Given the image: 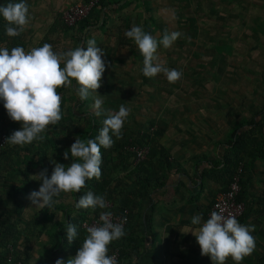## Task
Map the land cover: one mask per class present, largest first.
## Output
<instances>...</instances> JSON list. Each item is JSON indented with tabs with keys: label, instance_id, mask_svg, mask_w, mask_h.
I'll list each match as a JSON object with an SVG mask.
<instances>
[{
	"label": "crops",
	"instance_id": "obj_1",
	"mask_svg": "<svg viewBox=\"0 0 264 264\" xmlns=\"http://www.w3.org/2000/svg\"><path fill=\"white\" fill-rule=\"evenodd\" d=\"M83 1L25 0L29 6V24L19 36L1 35L5 40L0 41V48L6 47L11 51L14 47H22L28 52L47 43L54 47L55 52L69 51L73 45L71 36L74 29L66 31L63 20L62 23L60 20L64 10ZM9 2L18 3L20 0H0V6ZM149 2L145 0V3ZM129 5L120 10L106 9L96 15L92 19L95 25L87 29L88 38L98 42L104 37L127 43L125 32L131 29ZM225 5L226 17L222 19L226 20L228 15L234 14V10L237 16V72L240 76L236 78L235 98L225 99L222 105L217 104L218 99L208 93L190 92V82L186 83L187 88L182 94L163 96L160 95L162 91L153 94L148 85L162 83V77H146L148 81L144 82L140 50L135 51L134 42H130L131 48L127 49L132 57V62L127 65L138 72L141 89L148 86L144 98L149 101L146 110L141 111L144 115L139 119L138 127L131 123V126L123 128L127 136L132 133L148 135L147 146L151 156L148 155L143 165L137 168L138 162L133 156L127 154L125 161H121L116 153L113 154L115 160L111 166L117 171V176L123 178L124 193L130 207L124 243L127 255L131 253L133 258H126L121 264H213L209 256L201 255L192 232H196L207 220L216 198L229 186L226 169L233 158L230 140L237 128L248 138L250 136V139L247 138L248 145L253 152L247 157V162L245 160L248 169L242 187L246 216L238 221L245 226H255L251 235L256 244L255 250L240 264H257L264 254V0H229ZM50 28L54 33H48ZM152 30L149 34L159 41L162 33ZM105 47L99 46L103 51ZM114 52L111 57H114ZM123 66L120 64L121 68ZM8 120L11 121L10 117ZM4 164L0 157V165ZM137 173L141 175V183ZM141 184L148 191L145 197L141 196L145 190ZM64 202L74 206L67 211L76 215L74 199L66 198ZM40 209L29 200L25 217L27 215L30 219ZM63 215L59 212L56 220L62 221ZM196 215L202 217L201 225L191 224V218ZM23 225L26 226V223H22L20 228ZM42 237L38 248L22 255L29 264L44 262L46 255L42 248L47 237ZM225 264L236 262L229 257Z\"/></svg>",
	"mask_w": 264,
	"mask_h": 264
},
{
	"label": "clouds",
	"instance_id": "obj_2",
	"mask_svg": "<svg viewBox=\"0 0 264 264\" xmlns=\"http://www.w3.org/2000/svg\"><path fill=\"white\" fill-rule=\"evenodd\" d=\"M0 15L7 22L6 35L19 36L29 24V6L25 0L18 3L9 2L0 6ZM127 38L132 39L143 57V75L154 77L163 73L169 83L177 82L182 72L169 69L157 54L162 45L165 49L181 36L174 31L165 32L159 41L146 33L142 26L133 25L125 32ZM87 47H77L67 52H55L52 45L45 43L42 47L32 48L25 52L22 47H14L9 51L0 48V100L12 121L19 122L21 128L6 137L5 143L11 145H26L33 141L44 140L41 133L50 125L57 124L61 118V96L57 92L59 87L72 85L73 79L79 87L77 95L83 101L90 92H97L101 87L106 63L102 59L104 51L96 46L95 39L87 40ZM63 64V67H61ZM102 100L94 97L93 108L95 114H101ZM130 109L121 105L118 112H107L103 121V128L98 137L83 141L75 140L70 147L71 157L82 162H72L65 168L56 163L51 177L47 169L37 176L42 180L39 190L32 191L27 199L37 208H51L54 197L61 192L79 193L85 187L86 181L101 176L100 165L102 156L100 148H110L114 144L113 136L120 138L121 130ZM111 133V135H110ZM98 141V143H97ZM69 151H65L64 159H68ZM77 209H105L108 207L103 196L89 191L81 196L75 204ZM111 212H101L99 225L87 228L88 235L81 248L66 264H117L115 255H109V245L125 235L123 224L113 223ZM200 215L191 218L192 225H201ZM255 226L241 224L234 215L213 211L196 232H192L200 246L201 255L209 256L213 264H225L231 257L236 264L255 250V238L251 233ZM68 243L71 244L78 236L77 227L68 224L66 229ZM56 264H65L57 259Z\"/></svg>",
	"mask_w": 264,
	"mask_h": 264
},
{
	"label": "trees",
	"instance_id": "obj_3",
	"mask_svg": "<svg viewBox=\"0 0 264 264\" xmlns=\"http://www.w3.org/2000/svg\"><path fill=\"white\" fill-rule=\"evenodd\" d=\"M131 1L132 0H100V3L91 11L88 17L79 22L75 27H68L65 25L66 31L74 29L71 36L73 45L70 50H75L77 47L81 46L85 47L86 50V42L90 39L88 38L87 33L89 30L87 29L95 25L92 19H95L96 15H99L100 12L106 9L117 8V10H120L124 5H129ZM179 1L182 2V0ZM199 5L202 7L201 4ZM151 10L152 8L147 7V13L150 14ZM3 20V16L0 15V41L5 40L1 35L6 33L5 29L7 22ZM189 27H194V23ZM150 29L161 32L162 36L165 32L170 33L167 23L156 15H150L147 24L143 27L146 33H149ZM224 47L227 56L231 52L232 46L226 43ZM61 67H63V64H61ZM142 69L143 67L141 71ZM142 77L144 82L148 81L146 76L143 75V71ZM78 87L79 85H77L76 81L73 79L71 86L57 88V92L62 98V118L57 124L50 125L45 132L41 133V135L44 136L43 141L36 140L31 144L23 146L11 144L1 146L2 137L6 138L10 136L13 131L19 130L21 124L11 120L8 125L3 124L5 126L4 128L0 125V157L5 161L3 166V183L1 184L2 193L0 194V264H8L7 260L9 255L14 256L12 264H29L28 260L23 259L21 252H19L20 245L24 243L30 244L32 239L38 241L42 240V236L44 235L47 237V241L42 250L46 256L43 257L44 262L40 264H56L57 259L60 258H62L66 264L70 255H76L84 239L88 235L87 230L83 227L84 223L91 221L101 212H108L111 211V209L97 208L93 211L92 209H77L75 207V210H77L76 215H72L67 210L74 206L66 204V202H64L66 198L74 199L76 204L81 196L91 191L96 195L103 196L107 203L114 206L113 210L118 212L124 210L130 211L129 201L124 193L123 178H119V176H117V171L111 166V162L115 160L113 154L116 153L121 161H125L127 154L135 158V154L128 151L127 148L133 145L145 146L149 144V141L148 135L142 136L140 133H132L127 136L122 127L120 138L116 136L112 137L114 140L112 147L106 149L101 146L100 148L102 163L100 165L101 176L99 179L93 177L87 180L85 187L82 188L79 193L61 192L58 196L53 198L56 202L51 208H41L40 211L33 217H30V219L25 217V209L29 201V199H27L28 195L35 189L39 190L42 184V180H39V177H37L41 171L47 169V175L50 178L56 163L63 164L65 168H67L72 162H82L78 158L71 157V145L75 142L76 138L83 141H87L88 139L95 140L104 126L103 121L107 116L102 113L99 116H97L95 112L90 113V106L94 103L93 95L90 92L88 98L81 101L76 92ZM6 116H8L7 111L4 108L3 101L0 100V119L2 117V119H4ZM247 138L246 133L240 132L238 128L232 134L230 145L233 158L226 169L229 184L237 168L243 163L245 164L241 179V185L243 187V178L248 169L245 160L247 162V159H249L247 157L252 156L253 153L248 145L250 136L248 139ZM65 151H69L67 160L64 159ZM150 156L151 150L149 157ZM143 162H139L136 167L138 168L143 165ZM34 176H36V178ZM136 176L138 177V182L141 183L140 173H137ZM141 185H143L145 189L141 196L145 197L148 195V191L144 184ZM118 187L121 189L119 190ZM141 191H143V189L140 190V192ZM242 192L243 190H241L239 200L243 202ZM117 201L118 203H116ZM59 212L64 213L62 221L56 220V216ZM245 216L246 210L239 220H242ZM22 223H26V226L23 225L24 227L20 228ZM68 224L75 225L78 232L77 238L73 240L71 244L68 243L66 234ZM11 237L13 239H11ZM22 237L25 238L21 240ZM124 238L125 236L113 241L108 246L109 255L112 254L114 250H119L120 258L117 264L123 263L126 258H133V254L131 255L130 253L127 255ZM28 253L29 250L26 254L28 255ZM257 264H264V254L259 258Z\"/></svg>",
	"mask_w": 264,
	"mask_h": 264
},
{
	"label": "rangeland",
	"instance_id": "obj_4",
	"mask_svg": "<svg viewBox=\"0 0 264 264\" xmlns=\"http://www.w3.org/2000/svg\"><path fill=\"white\" fill-rule=\"evenodd\" d=\"M228 1L182 0L180 2L179 0H150L149 3H145V0H133L130 3L127 10L129 11L128 16L131 17V27L133 25H146L149 16L156 15L166 21L170 30L181 33V36L171 47L167 49L159 47L157 54L169 69L182 72L181 78L183 80L169 83L163 73L157 74V77H162L161 81L163 82H158L157 85L152 83L148 85L150 92L160 94L162 91L163 93L160 95L163 96L171 93L174 95L182 94L184 89L187 88L186 83L190 82V92H194V94L208 93L214 99H218L217 104L222 105L225 99L235 98L236 78L240 76L237 72V16L234 10V14L227 16L228 19H222L223 16L226 17L225 4ZM147 7L152 8L150 14L147 13ZM60 22L62 23V19ZM193 23L194 27L190 28L189 26ZM51 28L47 30L50 34L54 33ZM126 41L127 43L122 40L116 42L113 39L106 40L104 37L102 41H96L97 47L100 45L106 46L105 55L102 57L106 63V69L102 77L101 87L97 89V92L91 93L93 99L99 96L102 100V114L107 116L108 111L118 112L120 106L124 105L130 109V113L125 119L123 127L131 126V123L138 127V121L142 118V114L144 115L141 111L146 110L149 101L144 98L148 86L141 89L138 72L134 67L128 66L132 62V57L127 49L131 48L130 42L134 41L130 38ZM226 43L232 46V50L227 56L224 50ZM135 47V51H138L137 45ZM113 52L115 55L111 57ZM249 61L251 62V59ZM120 64L124 66L121 68ZM251 75L252 68H250L249 76ZM132 77L133 79H131ZM93 104L90 106V113L95 112ZM2 118L0 119V125L4 128L3 124H9V117ZM3 166L0 165V187L3 181L1 180L4 172ZM34 177L36 178V176ZM11 239L13 238L11 237ZM38 244V240L32 239L30 244L20 245L19 252L24 255L28 250L38 248Z\"/></svg>",
	"mask_w": 264,
	"mask_h": 264
},
{
	"label": "built area",
	"instance_id": "obj_5",
	"mask_svg": "<svg viewBox=\"0 0 264 264\" xmlns=\"http://www.w3.org/2000/svg\"><path fill=\"white\" fill-rule=\"evenodd\" d=\"M100 3V0H84L83 2L73 4L69 6L64 12L62 13V20L65 25L68 27H75L79 22L83 21L85 18L88 17V15L91 13V11ZM5 137H2L1 140V146H4L5 143ZM128 151L135 154V160L136 162H143L148 158V155L150 154V147L140 146V145H133L129 146L127 148ZM244 164L241 163L239 167L237 168L236 173L233 176V179L231 183L229 184L226 191L221 193L215 200L214 204L212 205L210 212L207 216V219L210 218V215L213 211L220 212L223 210L224 215H234L237 220H239L246 210V205L244 202L239 200V196L242 190L241 186V179L243 174ZM108 204V209H111L112 216L111 220L113 223H121L123 224V230L126 228L127 224L130 221V212L129 210L124 211H115L113 210V205L110 203ZM99 215L94 217L91 221L84 223L83 227L87 230L88 227L93 225H99L102 222L99 219ZM111 255H115L116 260L118 262L120 258V252L119 250H114V252ZM12 257L9 255L8 257V264H12Z\"/></svg>",
	"mask_w": 264,
	"mask_h": 264
}]
</instances>
